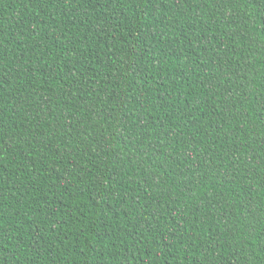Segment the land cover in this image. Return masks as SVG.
Masks as SVG:
<instances>
[{"label":"trees","instance_id":"trees-1","mask_svg":"<svg viewBox=\"0 0 264 264\" xmlns=\"http://www.w3.org/2000/svg\"><path fill=\"white\" fill-rule=\"evenodd\" d=\"M0 264H264V0H0Z\"/></svg>","mask_w":264,"mask_h":264}]
</instances>
